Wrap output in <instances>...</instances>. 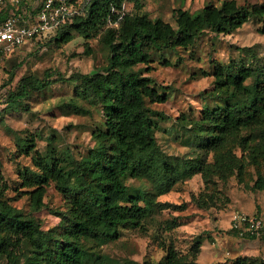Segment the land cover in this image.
I'll use <instances>...</instances> for the list:
<instances>
[{"label": "rangeland", "instance_id": "374dc122", "mask_svg": "<svg viewBox=\"0 0 264 264\" xmlns=\"http://www.w3.org/2000/svg\"><path fill=\"white\" fill-rule=\"evenodd\" d=\"M223 1L145 0L142 12L176 26V10L196 13L209 4L218 7ZM236 1L240 5L264 3ZM73 2L78 4L80 0ZM125 11L135 13L134 0L126 2ZM102 36L101 31L86 41L75 35L69 44L57 43L52 36L40 38L0 64V175L7 186L5 198L26 216L37 219L46 231L59 226L58 214L69 210L70 201L51 183L45 207L35 211L28 193L31 190L24 187L23 173L37 171V153L55 151L57 158L66 163L86 157L97 145L95 132L104 129L103 113L96 104L78 99V85L72 83H55L16 107L4 102L29 76L43 80L46 72L52 71L68 78L101 70L109 55ZM152 60L153 69L148 75L159 88H169L167 103L148 107L159 114L153 116L155 136L171 181L159 175L129 178V195L139 197L140 204L149 209V216L141 228L121 227L116 240H82L87 264H167L171 247L180 264H192L198 261L201 245L205 247L201 261L210 264L205 255L227 235L225 224L235 213L264 216V190L254 189L257 180L264 179V122L226 135L222 145L212 150L197 143L204 135L192 128L204 109L228 105L227 99L214 90L217 67L261 70L264 66V17L251 20L227 36L205 33L189 49L156 52ZM247 83L253 85L255 79ZM75 100L83 111L71 107ZM32 140L35 150L27 156L21 148ZM168 184L169 193L160 195ZM30 252L31 245L23 243L17 251L21 264ZM247 252L254 254L247 257L249 260L264 263V251ZM237 256L222 254L226 262L219 264H233L236 258H244ZM0 264H8L7 259Z\"/></svg>", "mask_w": 264, "mask_h": 264}, {"label": "trees", "instance_id": "16d2710c", "mask_svg": "<svg viewBox=\"0 0 264 264\" xmlns=\"http://www.w3.org/2000/svg\"><path fill=\"white\" fill-rule=\"evenodd\" d=\"M127 1L88 0L82 4L80 15L42 38L52 36L57 43L69 44L75 35L89 41L102 31V42L109 50L105 67L68 78L52 71L46 72L43 80L26 77L4 102L16 107L55 83H72L78 85V99L101 108L105 122L104 129L95 132L97 145L86 157L66 163L57 158L55 151L37 153V171L23 173L24 187L31 190L28 193L35 211L45 207L51 183L70 201L69 210L58 214L61 222L57 228L46 231L37 219L12 206L5 198L7 186L0 175V261L6 258L8 264H21L17 251L28 242L31 252L24 264H87L82 240H116L121 227L141 228L149 209L140 204L139 197L129 195L127 180L159 175L171 181L155 136L153 116L159 114L148 107L165 104L169 99V88H159L148 75L153 69V54L189 49L205 33L227 36L251 20L264 17V3L240 5L236 0H224L218 7L209 4L196 13L176 10L173 26L143 13L145 0H134L135 13L126 12ZM8 13L3 11L0 19ZM213 77L216 94L227 99L228 105L204 109L192 127L204 135L197 143L209 150L221 146L226 135L264 122V66L261 70L219 66ZM250 79H255L253 85L247 83ZM71 107L83 111L76 100ZM34 150V140L21 148L27 156ZM169 186L160 195L169 193ZM254 189L264 190V179L259 178ZM198 249L197 259L202 245ZM167 264H180L173 247L168 250ZM192 264L199 263L196 260ZM233 264H256V260L236 258Z\"/></svg>", "mask_w": 264, "mask_h": 264}, {"label": "built area", "instance_id": "2783aa9c", "mask_svg": "<svg viewBox=\"0 0 264 264\" xmlns=\"http://www.w3.org/2000/svg\"><path fill=\"white\" fill-rule=\"evenodd\" d=\"M71 0H0V64L19 49L58 30L64 23L82 13V4ZM22 11V12H19ZM232 234L241 239L264 241V216L235 213L231 219Z\"/></svg>", "mask_w": 264, "mask_h": 264}, {"label": "crops", "instance_id": "0c3cea01", "mask_svg": "<svg viewBox=\"0 0 264 264\" xmlns=\"http://www.w3.org/2000/svg\"><path fill=\"white\" fill-rule=\"evenodd\" d=\"M230 228H231V218L225 224L227 235L220 238V240H218V243L217 244L215 243L211 247V249H208L209 252L205 255L209 257L210 264H219L226 262L222 258V254H225L226 256L237 254L238 255L237 257H242L241 255H243L244 257H252L254 254H251V252H247V251H251L253 249L254 251L257 250L259 254H261V252L264 251V241L256 240V239L241 240L235 237L230 232ZM231 248L233 249L232 251ZM203 253L205 254L204 246L202 247L201 253L198 258L199 264L207 263L206 261H201L202 258L201 256L203 255Z\"/></svg>", "mask_w": 264, "mask_h": 264}]
</instances>
